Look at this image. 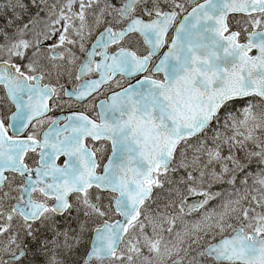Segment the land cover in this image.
I'll return each mask as SVG.
<instances>
[{"label": "snow or ice", "instance_id": "1", "mask_svg": "<svg viewBox=\"0 0 264 264\" xmlns=\"http://www.w3.org/2000/svg\"><path fill=\"white\" fill-rule=\"evenodd\" d=\"M0 264H264V0H0Z\"/></svg>", "mask_w": 264, "mask_h": 264}]
</instances>
